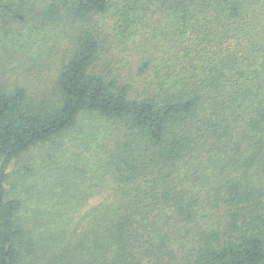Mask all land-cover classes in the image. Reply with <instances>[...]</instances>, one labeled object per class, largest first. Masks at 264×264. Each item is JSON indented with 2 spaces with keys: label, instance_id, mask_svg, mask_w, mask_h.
<instances>
[{
  "label": "trees",
  "instance_id": "trees-1",
  "mask_svg": "<svg viewBox=\"0 0 264 264\" xmlns=\"http://www.w3.org/2000/svg\"><path fill=\"white\" fill-rule=\"evenodd\" d=\"M0 264H264V0H0Z\"/></svg>",
  "mask_w": 264,
  "mask_h": 264
},
{
  "label": "rangeland",
  "instance_id": "rangeland-1",
  "mask_svg": "<svg viewBox=\"0 0 264 264\" xmlns=\"http://www.w3.org/2000/svg\"><path fill=\"white\" fill-rule=\"evenodd\" d=\"M86 119H88V117ZM74 133L76 134V132L70 130L60 133L57 139V145L63 144L66 149L70 148V136ZM49 145L50 143L48 142L44 146L37 147L34 150L25 153L11 165L9 169L10 178L8 187L11 188L12 192L14 191L15 194H17L18 192L25 190L26 187H28V189L36 188L38 183L41 182L42 176L34 175L31 178L29 174H21V171L24 167L29 165H37L39 167V165L44 161L46 149H49ZM62 158L63 155L59 153L58 159ZM10 183H13V185H10Z\"/></svg>",
  "mask_w": 264,
  "mask_h": 264
}]
</instances>
